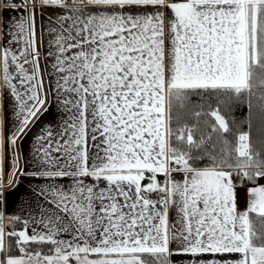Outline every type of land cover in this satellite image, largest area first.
<instances>
[{
  "label": "snow or ice",
  "instance_id": "obj_1",
  "mask_svg": "<svg viewBox=\"0 0 264 264\" xmlns=\"http://www.w3.org/2000/svg\"><path fill=\"white\" fill-rule=\"evenodd\" d=\"M0 264H264V0H0Z\"/></svg>",
  "mask_w": 264,
  "mask_h": 264
},
{
  "label": "crops",
  "instance_id": "obj_2",
  "mask_svg": "<svg viewBox=\"0 0 264 264\" xmlns=\"http://www.w3.org/2000/svg\"><path fill=\"white\" fill-rule=\"evenodd\" d=\"M8 111L11 113V105L8 106ZM55 115V107L53 106L50 113L42 118L41 123L51 120ZM14 120V116L9 115L8 121L11 123ZM41 123H38L36 127L33 129L29 135L22 140V142L18 141V146L15 151L11 153V157L13 161H15L17 153H19V168L27 171L29 173L36 170V165L33 159L34 152V138L35 133L39 131ZM8 171L9 166L6 161L5 165V182L8 179ZM19 186H13L12 188H7L5 190V198H4V211L5 214L15 213L19 214L21 209V203L27 201L29 196L27 195L29 191V182L33 179L31 176H24L17 173Z\"/></svg>",
  "mask_w": 264,
  "mask_h": 264
},
{
  "label": "trees",
  "instance_id": "obj_3",
  "mask_svg": "<svg viewBox=\"0 0 264 264\" xmlns=\"http://www.w3.org/2000/svg\"><path fill=\"white\" fill-rule=\"evenodd\" d=\"M246 108L241 105V106H238L234 109V115L237 117V118H243L246 114Z\"/></svg>",
  "mask_w": 264,
  "mask_h": 264
}]
</instances>
